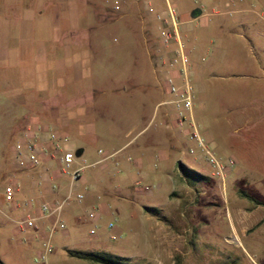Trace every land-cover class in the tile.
Listing matches in <instances>:
<instances>
[{
  "label": "rangeland",
  "instance_id": "374dc122",
  "mask_svg": "<svg viewBox=\"0 0 264 264\" xmlns=\"http://www.w3.org/2000/svg\"><path fill=\"white\" fill-rule=\"evenodd\" d=\"M127 1L136 6L133 0ZM168 1L177 11L179 2ZM197 1L184 0L190 8ZM140 2L143 8L146 4L154 9L151 0ZM250 2L253 7L247 5ZM157 6L164 10L165 0H157ZM244 7L254 12L241 13L238 9ZM112 11L110 17L116 22L99 33L83 32L74 38L108 45L93 55L92 77L81 82L96 90L92 99L95 112L87 118L95 136L72 139L70 144L73 152L84 148L79 161L88 156L91 158L86 163L98 160L84 174L96 171L100 181L81 179L77 183L82 201L71 200L64 205L60 213L64 228L57 226L51 235L53 251L47 264H96L70 257L67 250L102 251L141 264H264V206L241 194L264 201V160H259L255 150L249 152V145L246 152L232 143L249 136V130L235 132L234 107L241 102L237 84L247 80L234 75L245 71V60H261L260 72L264 74V0H236L223 8L208 7L204 12L220 13L210 14L204 21L196 18L190 29H179L190 51V110L183 103L171 102L179 94L169 90L166 76H173L172 85L181 91L185 82L175 70L169 72L170 49L162 43L158 25L144 33L154 52L153 71L141 46L131 47L143 42L138 18L132 21L125 17L122 7L119 12ZM217 22H222V29L217 28ZM241 22L248 25L237 26V32H232L233 24ZM131 26L136 29L132 31ZM67 39L65 35L63 40ZM234 47L243 51L235 66L231 64L233 56H220L226 49L232 54ZM132 48H136L135 55ZM110 53H114L113 61L108 60ZM225 73H231V77L226 79ZM220 74L224 76L220 78ZM112 90L129 94L122 98L125 105L116 103ZM107 100L111 104L104 109L102 104ZM161 100L168 102L156 106ZM128 117L136 119L140 129L146 127L136 145L119 149L127 141L123 129L132 120L123 118ZM260 135L258 138H263L264 134ZM13 141L0 128V157L5 156L9 162ZM202 146L220 162L234 161L224 180L214 174ZM228 146L237 150L232 152ZM180 164L205 178L187 181ZM14 181L12 175L1 174L0 167V192ZM89 197L91 203L86 204ZM145 207L158 208L159 214L149 215ZM69 212H77L78 217L68 216ZM15 220L12 212L1 207L0 264H44L35 261L44 236L38 239L36 249H25L21 241L16 247L14 238L23 232L18 231ZM112 234L116 238L112 239Z\"/></svg>",
  "mask_w": 264,
  "mask_h": 264
},
{
  "label": "crops",
  "instance_id": "0c3cea01",
  "mask_svg": "<svg viewBox=\"0 0 264 264\" xmlns=\"http://www.w3.org/2000/svg\"><path fill=\"white\" fill-rule=\"evenodd\" d=\"M125 1L127 0H0V128L4 134L14 138L13 143L28 126L34 124L41 125L47 131L54 130L66 134L68 136L66 147L69 150H71L72 139L95 136L94 127L87 118L93 116L95 112L96 107L92 99L96 90L91 85L84 87L81 82L92 77L93 55L98 53V50L107 49L108 45L105 46L96 40L77 41L74 38L83 32L99 33L108 24L116 22L117 20H112L110 17L114 3L118 2L121 5L125 17H130L132 21L138 18L137 22L141 24L140 29L143 31V42L141 44L137 42L138 46L132 44L131 47L141 46L142 55L148 58L155 71L154 52L149 47L144 33L156 24L160 29L155 13L162 11L161 6H157V0H151L155 13L149 14L145 0H133L135 7L131 6L129 0L128 3ZM140 1L145 4L144 8ZM174 1L179 2L177 8V15L181 21L179 29H190L189 25L194 19L199 18L204 21L210 14L220 13V11L206 13L204 12L206 8L215 5L223 8L236 0H198L192 8L188 7L184 0ZM217 1L220 3L216 4ZM247 5L253 7L252 2ZM194 8L201 9V14L196 18L191 17V11ZM238 10L241 13L254 12L248 7ZM220 23L222 22H217L218 29H222ZM244 23L233 24L231 31L235 33L237 26L244 28L248 25ZM134 29H136L135 26L131 28L132 31ZM65 35H68L69 39L63 40ZM96 38L98 37L94 35V39ZM132 49L135 55L136 48ZM234 49L232 54L226 49L220 55L224 59L233 56L234 60L231 63L233 66L243 54L242 48L240 51L237 47ZM108 60H114V53H110ZM246 61H243L245 71L234 75L238 80H247L237 84L241 91V102L234 107V121L237 126L235 132L249 130L247 131L249 136H242L232 143L236 148L244 147L245 151L248 150L245 147L249 145L248 151L255 150V154L257 153L261 158L259 160H264V136L258 138V135L264 134V74L260 72L262 69L260 65H263V62L261 60ZM230 74L225 73V78L229 79ZM224 75L218 76L222 78ZM102 93L104 94L103 91ZM111 96L116 97L117 104L125 105L122 98L129 94L124 91L120 95L116 90H112ZM163 102L168 101H158L156 106ZM110 104V100H107L102 105L104 109H109ZM123 119L132 120V123L125 124L126 122L123 121L124 138L127 141L119 149L136 145L138 137L146 127L145 125L140 129L136 119H130V117ZM43 136L47 137L46 131ZM234 146L227 148L235 152L234 150L237 149ZM137 148L139 149L140 146L138 145ZM76 152H80V155L76 156L73 167L86 165L81 172L83 182H99L100 177L96 171L84 174L85 170L98 160L86 163L87 158H91L88 156L79 161L78 158L84 153V148H78L74 152L75 155ZM10 156L11 162L7 161L5 156L0 157L1 174L12 175L19 184V191L14 195L12 203L4 200L3 191H1L0 209L5 207L7 212H12L15 219L28 214L39 216V203L54 202L63 197L69 177L58 173L54 161L46 159L34 168L24 169L17 166L11 153ZM139 161L141 162V159ZM51 183L57 186L54 192L50 189ZM91 199L92 197L87 198L85 203H91ZM27 200L34 202L32 207L24 204ZM76 213L69 212L67 215L76 218L78 217ZM37 226L36 229L20 235L21 239H18L19 236L14 238L16 247L21 246L19 244L21 241L25 249H36L39 244L38 236L48 231L50 220L39 219Z\"/></svg>",
  "mask_w": 264,
  "mask_h": 264
},
{
  "label": "built area",
  "instance_id": "2783aa9c",
  "mask_svg": "<svg viewBox=\"0 0 264 264\" xmlns=\"http://www.w3.org/2000/svg\"><path fill=\"white\" fill-rule=\"evenodd\" d=\"M112 9L119 12L121 11V5L116 2L113 4ZM146 9L149 14L155 13L154 9L150 5H148ZM155 16L160 26V37L162 43L170 49L168 56L169 72L175 70L174 73H177L178 76L182 75L185 82L184 89L181 91L179 88L172 85L173 76L170 74L166 76V82L169 85V90L179 94L178 99L171 102L176 104L183 103L184 108L190 110L191 96L188 81L190 51L185 46L180 35L179 27L181 21L177 15L175 6L169 3L168 0H165V9L155 13ZM45 131L47 132L46 138L43 136ZM193 136H196V134L194 133ZM67 141L68 136L66 134L58 133L54 130L47 131L43 129L41 125L34 124L33 126H28L25 131L18 136L10 148V153L12 154L15 163L20 168H34L42 164L46 159H49L55 162L56 169L59 174H66L69 177L67 190L61 199L54 202L44 201L39 203V216H31L28 214L15 220L17 229L20 233L36 229L38 227L37 221L39 219L50 220L48 233L45 232L46 234L38 236L39 240L43 236L44 237L41 239L42 249L36 256L35 261L42 262L44 264H47L48 256L53 251L50 241L53 231L57 226L64 228L63 222L60 221V213L64 205L71 200L80 202L83 198L82 194L77 189V183L81 179V172L86 165L73 167L76 155L73 151L66 147ZM202 147L208 156L207 162L213 169L214 174L221 180H224L228 166L234 164V161L229 159L228 163L220 162L205 146ZM50 189L54 192L56 191L57 186L51 183ZM18 191L19 184L16 181L7 184L3 190L4 200L7 203H12L14 201V195ZM33 203L34 202L32 200H27L24 204L28 207H32ZM112 227L113 224L109 223V228ZM93 232V230H90V233ZM111 238H116V235L112 234Z\"/></svg>",
  "mask_w": 264,
  "mask_h": 264
},
{
  "label": "trees",
  "instance_id": "16d2710c",
  "mask_svg": "<svg viewBox=\"0 0 264 264\" xmlns=\"http://www.w3.org/2000/svg\"><path fill=\"white\" fill-rule=\"evenodd\" d=\"M179 168L184 178H186L187 181L189 182L205 178V176H203L199 172L194 171L183 164H180ZM241 194L242 196L248 198L249 200H252L256 205L264 206V201L258 200L245 192H241ZM145 211L147 214L152 216L159 214L158 208L155 207H145ZM66 252L67 255H69L70 257H75L77 259L85 260L90 263H96V264H141V263L129 262L127 259L121 256L113 255L102 251L92 252V251L67 250ZM143 264H151V263H143Z\"/></svg>",
  "mask_w": 264,
  "mask_h": 264
},
{
  "label": "water",
  "instance_id": "95a60500",
  "mask_svg": "<svg viewBox=\"0 0 264 264\" xmlns=\"http://www.w3.org/2000/svg\"><path fill=\"white\" fill-rule=\"evenodd\" d=\"M200 14H201V9H200V8H194V9L191 11V17H192V18H196V17H198ZM79 155H80V152H76V156H79Z\"/></svg>",
  "mask_w": 264,
  "mask_h": 264
}]
</instances>
